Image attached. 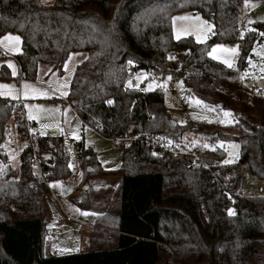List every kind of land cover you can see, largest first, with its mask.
<instances>
[{"label": "trees", "instance_id": "16d2710c", "mask_svg": "<svg viewBox=\"0 0 264 264\" xmlns=\"http://www.w3.org/2000/svg\"><path fill=\"white\" fill-rule=\"evenodd\" d=\"M245 1L55 0L44 5L40 0H0V37L20 38L21 51L13 58L24 79L33 80L41 63L61 75L71 53L85 52L65 102L83 126L106 139L140 138L122 146L117 170L102 169L91 148L82 141L74 143L81 186H89L78 205L94 218L84 253L45 257L43 218L49 190L30 169L29 149L20 154L17 179L9 166L1 169L0 264H264V196L232 194L241 166L264 183V99H249L240 89L256 35L240 40L236 68L207 56L211 43L236 40ZM182 11L199 14L213 26L214 34L205 45L193 38L173 39L171 18ZM255 28L264 31L262 24ZM173 56L202 69V75L184 78L189 93L208 106L237 112L235 123L179 125L172 123L160 89L143 95L123 91L132 74L176 69ZM9 78L8 68L1 66L0 79ZM11 102L0 96V141ZM15 126L24 139V124ZM234 130L236 135L228 134ZM186 133L201 135L209 145L215 139L237 141L238 162L210 170L195 166L187 156L153 157L144 141L147 137L179 143ZM36 140L43 153L54 155L50 181L65 180L69 174L63 139ZM95 176L120 179L115 187L94 189L89 181ZM151 231L154 237H147Z\"/></svg>", "mask_w": 264, "mask_h": 264}, {"label": "rangeland", "instance_id": "374dc122", "mask_svg": "<svg viewBox=\"0 0 264 264\" xmlns=\"http://www.w3.org/2000/svg\"><path fill=\"white\" fill-rule=\"evenodd\" d=\"M40 1L44 5H52L55 2V0ZM254 10L255 13L253 12ZM181 17L184 19H177ZM241 20H244L245 31L243 32L239 26L237 28L236 40L229 43L220 41L211 43L208 47L207 56L226 68H236L240 55V40L247 34H255L256 36L246 59L247 65L244 71L243 86L245 88H251L253 84H256L257 89L263 91L264 35L262 34H264V31H259L255 28L256 24H262L264 27V5H262V0H246L237 23ZM171 29L174 40L193 38V41L198 45H205L214 34L213 26L209 22L204 20L199 14L189 11L175 13L171 18ZM178 35L180 37L179 39H177ZM217 45L223 46V49L235 48L236 52L233 53L218 49L214 54L218 59H213L208 53ZM0 50L10 55L9 57H0V67H7L10 74L9 79H0V85L10 86L9 88H0V96L10 100L20 99L22 101L25 119L36 128L35 131H31L33 137L35 139L47 137L56 131L73 143L82 141L85 147L92 149L96 160L102 164H99L102 169L117 170L121 164L123 144L112 146L111 140L102 137L90 128H83L74 110L64 100L68 93L69 84L76 66L86 57L85 52L71 53L63 64L61 75L53 70L51 65L41 63L38 65L33 80L27 78L20 80L18 66L13 58L21 51L20 39L18 43L9 41L5 42V44H0ZM172 58H174V62H178L176 57L173 56ZM225 59L232 65L231 67L223 62ZM182 60L184 59H181L177 64L179 65ZM132 75L131 78L134 79V82L138 85H143L145 89H148L150 84L152 85L147 91H153L155 89L162 91L164 107L171 119L179 125L192 123L194 125L208 124L224 127L232 125L238 118L239 114L237 112H229L230 115L225 117V111L219 108L208 106L202 101L200 104H196L194 100L199 99L189 93L184 84L185 77H181L178 81L172 82L168 76H165L159 83H156L153 80H148L144 72H138ZM25 85H29L30 87L26 89L24 87ZM169 86H173L174 93L167 91ZM244 96H246L245 93ZM59 107H63V112L58 111ZM221 121L224 122L222 123ZM7 133L11 135L12 140L4 142V152L6 151L8 155L12 169L18 171L19 155L28 147V143L27 140L19 136L12 120ZM228 134L236 135L237 130L230 131ZM53 143V150H56L57 142L55 141ZM179 143L184 144L186 148H195L197 150L207 149L209 151L216 150L221 152L223 157L220 160V166L236 164L239 160L240 144L235 140L215 139L209 145L201 135L186 133L182 136ZM205 144L209 145V147L205 148ZM64 149L67 154L66 169L69 175L65 180L53 179L49 181V192L45 197L47 209V215L43 218L45 228L43 249L45 257L87 252L88 245L86 239L88 240L94 222V218L90 213L80 210L78 205L80 194L88 191L89 186L87 185V190H83L80 183L81 178L79 176L77 177L75 172L72 171L74 170L73 167H70L72 162L70 153H73V150L71 152V147L69 149L66 145ZM150 154L156 157L155 149L150 148ZM226 160L229 163H224ZM77 162L78 166L81 167L78 159ZM4 168L5 166L0 167V170ZM15 174L14 179H17V173ZM53 175L54 165L51 166V178H53ZM240 177L243 180V195L252 197L264 196V183L252 176L246 166L240 167ZM119 179V176H95L90 179L89 184L94 189L106 186L115 187ZM56 182H59V185L52 187L51 185ZM64 188H69L72 193L64 196ZM229 210L233 212L232 208ZM67 217L69 221H66Z\"/></svg>", "mask_w": 264, "mask_h": 264}, {"label": "built area", "instance_id": "2783aa9c", "mask_svg": "<svg viewBox=\"0 0 264 264\" xmlns=\"http://www.w3.org/2000/svg\"><path fill=\"white\" fill-rule=\"evenodd\" d=\"M262 5H264V0H262ZM255 13V10L253 11ZM237 26L241 27L242 31H245V23L244 20H241L237 23ZM10 55L0 50V57H9ZM19 71V79H24V72ZM144 74L147 76L148 80H153L156 83H159L165 76L170 77L172 82L178 81L181 77L187 76H200L202 75V69L190 61L184 59L180 62L176 69H171L167 74L156 73L152 71H146ZM130 75L127 81L123 84L122 89L126 94L129 95H143L147 92L143 85H137L133 82V78ZM131 84V86H130ZM240 89L249 99L262 98L264 99V88L263 91L257 89V85L253 84L251 88H245L243 85H240ZM169 93L174 92L173 86H169L167 88ZM11 112L8 120L4 123V135L2 140L0 141V167L6 166V159H3L4 156V147L3 144L5 141H11L12 137L7 131L10 129L11 120L16 125L18 122H22L27 132V136L24 138L27 140L28 149L30 153L29 157V166L31 171L34 173L37 181L46 185L48 187V182L50 181L49 177L51 175V166L54 163V155L52 153H43L41 151L40 144L38 141L33 138L31 133V127L25 119L23 109H22V101L12 100L11 104ZM63 107H59L58 111L62 112ZM140 139L138 135L133 136H124L121 138H111V143L114 146H119L121 144L126 145L132 141ZM147 140H144L150 148L155 149V155L157 157H162L165 154H169L171 156H187L190 157L192 163L195 166H201L206 169H216L219 166L221 158L214 152L208 150H197L195 148L185 147L182 143H168L166 141L157 140V138H151L150 140L146 137ZM217 171L215 170L213 175L216 177ZM225 184V182H224ZM233 195H243V180L240 177L237 181L236 186L232 190ZM66 221H69V218H66Z\"/></svg>", "mask_w": 264, "mask_h": 264}, {"label": "snow or ice", "instance_id": "6c2138e0", "mask_svg": "<svg viewBox=\"0 0 264 264\" xmlns=\"http://www.w3.org/2000/svg\"><path fill=\"white\" fill-rule=\"evenodd\" d=\"M177 19H184L183 17H181V18H177ZM262 35H264V34H262ZM180 37H179V35L177 36V39H179ZM19 37L18 36H13V35H5L3 38H0V44H5V42H9V41H15V42H19ZM5 46H7V45H5ZM218 49H222V50H224V51H231V52H233V53H235L236 52V49L235 48H233V49H223V46H221V45H217L216 47H214L213 49H212V51L211 52H209L208 53V55L209 56H211L213 59H218V57L216 56V55H214L216 52H217V50ZM225 64H228V66L229 67H231L232 65L228 62V60L227 59H225L224 61H223ZM132 63V61H129V64H131ZM10 67H11V65H9ZM262 71H264V69H262ZM169 79H170V77H169ZM182 83V82H181ZM130 86H131V84H130ZM135 86H137L138 87V84L137 85H135ZM10 86H8V85H0V88H9ZM26 89L27 88H29L30 86L29 85H25L24 86ZM152 87V85L150 84L149 86H148V89H150ZM148 89H145V90H148ZM194 102L196 103V104H200L201 103V101H199V100H194ZM106 103L107 104H109V105H111V104H113V101L112 100H107L106 101ZM230 115V113L229 112H227V111H225L224 112V116L225 117H227V116H229ZM30 118H32L31 116H30ZM222 123L224 122V121H221ZM204 147L205 148H207V147H209V145H207V144H205L204 145ZM233 147H235V146H233ZM224 163H229V161H224ZM70 167H71V165H70ZM59 185V182H56V183H53L51 186L52 187H57ZM84 214H87V213H84ZM229 214L231 215V214H233V212H232V210H229Z\"/></svg>", "mask_w": 264, "mask_h": 264}, {"label": "crops", "instance_id": "0c3cea01", "mask_svg": "<svg viewBox=\"0 0 264 264\" xmlns=\"http://www.w3.org/2000/svg\"><path fill=\"white\" fill-rule=\"evenodd\" d=\"M85 59V58H84ZM83 59V60H84ZM82 60V61H83ZM19 70V69H18ZM133 82H134V79H133ZM174 93V92H173ZM71 107V106H70ZM72 108V107H71ZM73 110H74V108H72ZM63 112V111H62ZM74 112H75V110H74ZM28 122V121H27ZM81 122V121H80ZM28 124L30 125V127H31V131H35V126L33 125V124H31V123H29L28 122ZM81 125H82V123H81ZM82 127L83 128H85L86 126H83L82 125ZM88 128V127H87ZM53 133V132H52ZM58 133V132H57ZM33 136V135H32ZM58 137H61L62 139H63V142H64V144L67 146V148H69L70 149V147H71V152H72V150H73V153H70L71 154V161L73 162V164H72V162H71V167H73V169L74 170H72V171H74L75 172V174H76V176L78 177H80L81 178V171H80V167L78 166V162H77V154H76V148H75V146H74V143L72 142V141H69L68 139H65L64 138V136H61L59 133H58ZM34 138V137H33ZM109 140H111V139H109ZM112 144V143H111ZM84 145V144H83ZM112 146H114L113 144H112ZM85 147V146H84ZM4 148H5V145H4ZM87 148V147H86ZM21 154V153H20ZM4 157H5V159H6V165L7 166H9L11 169H12V167H11V165H10V160H9V158H8V155H7V153H6V151L4 152ZM100 165H102L100 162H98ZM19 164H20V155H19ZM15 173H18V171H15L14 169H12ZM18 170H19V168H18ZM104 170H106V169H104ZM119 183V182H118ZM118 185V184H117ZM91 187H92V185H91ZM83 188V187H82ZM143 236H145V235H143ZM146 237V236H145ZM147 237H150V238H152V237H154V231H151V232H149V234H148V236ZM86 241H87V239H86Z\"/></svg>", "mask_w": 264, "mask_h": 264}, {"label": "water", "instance_id": "95a60500", "mask_svg": "<svg viewBox=\"0 0 264 264\" xmlns=\"http://www.w3.org/2000/svg\"><path fill=\"white\" fill-rule=\"evenodd\" d=\"M172 123H175L174 121H172ZM51 137H57L58 136V133L55 131V132H53V133H51V135H50ZM87 171L88 172H90L91 171V168H87ZM88 189V186L86 185V186H84L83 187V190H87ZM72 192H71V190L69 189V188H64L63 189V195L64 196H68L69 194H71Z\"/></svg>", "mask_w": 264, "mask_h": 264}]
</instances>
